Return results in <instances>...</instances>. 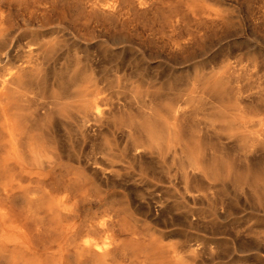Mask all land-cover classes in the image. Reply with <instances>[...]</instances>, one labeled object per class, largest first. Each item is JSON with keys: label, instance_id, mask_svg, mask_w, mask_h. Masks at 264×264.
<instances>
[{"label": "bare ground", "instance_id": "obj_1", "mask_svg": "<svg viewBox=\"0 0 264 264\" xmlns=\"http://www.w3.org/2000/svg\"><path fill=\"white\" fill-rule=\"evenodd\" d=\"M148 7L149 0H0V264H174L178 259L175 249L147 244L130 229L119 211L110 207L88 211L98 205L89 188L94 180L102 186L119 183L126 190L130 188L135 198L143 201V209L150 216L174 222L178 212L180 222L184 223H192L194 218L189 200L197 198L196 193L200 192L195 181L203 183L209 191L217 187L224 190L225 180L230 179L236 182L233 184L237 189H254L257 185L264 188V160L259 161L261 167L252 163L256 137L264 136V123L262 120L256 123L254 115L242 107L240 91L234 95L233 104L228 105L219 84L211 92L192 84L191 95L184 99L187 107L166 109L164 116L151 100L143 102L137 118L127 116L130 120L124 121L121 118L125 108H114L103 97L105 93L96 89L93 71L88 62L86 68L82 67L78 54L65 53L63 73L50 84L52 90L65 88L66 100L60 99L56 91L49 97L45 95L46 88L50 89L45 68L64 52L65 41L58 40L64 33L70 35L64 27L52 34L53 40L60 38L51 42H45L44 34L23 33L22 38H31L33 44L22 45L20 63L13 62L6 54L13 33L10 31L13 16L25 24L35 23L39 28L50 18L59 20L61 15L86 28L104 22L125 26ZM184 48V44L175 42L170 49L176 53ZM113 54L112 61L122 56L121 51ZM134 72L143 78L142 70ZM32 95L35 105L43 100L41 104L46 107L41 112L43 118L39 115L41 118L30 120L25 115L22 105L29 104ZM190 99L210 107L214 121L211 120L212 124L208 119V127L228 133L237 145H243L242 165L223 168L216 161H209L208 155L203 159L206 155L198 146V138L190 130L192 134L185 131L187 127L184 129L185 113L194 102ZM21 102L24 104L20 105ZM40 103L36 107L40 108ZM66 119H73L82 135L109 134L112 141L100 145L108 159L81 149L66 155L59 147L56 134L58 124L71 131L72 123ZM118 134L124 135L127 141L123 153L116 155L112 153V146ZM123 157L127 161L118 165L116 160ZM64 161L76 172L61 167ZM134 166L138 167V173H129ZM150 173L164 177L175 173L173 176L181 177L180 190H168L174 197L172 203L153 197L154 194L150 197L148 188L141 187L144 183L151 185Z\"/></svg>", "mask_w": 264, "mask_h": 264}, {"label": "rangeland", "instance_id": "obj_2", "mask_svg": "<svg viewBox=\"0 0 264 264\" xmlns=\"http://www.w3.org/2000/svg\"><path fill=\"white\" fill-rule=\"evenodd\" d=\"M149 3L150 7L134 16V24L131 22L133 25L128 22L125 26L104 22L86 28L74 24L72 18L61 15L59 20L50 18L40 24L42 28H39L35 23L25 24L20 18L13 16L10 25V31L13 32L11 44L9 43L6 54L13 62L20 63L23 46L33 44L31 38H22L23 33L44 34L45 42H51L60 38L53 40L52 34L56 33L58 28L64 27L72 37L64 33L58 40L65 41L64 52L54 58V65L50 62L45 68L44 76L49 88L54 82L53 78L59 77L60 72L63 73L65 55L78 54L79 59L83 61L82 67L86 68L85 64L88 62L93 71L96 89L105 93H102L103 97L113 103L114 108H125L126 112L121 116L124 121L137 118L142 111L143 102L155 101L164 115L167 114L166 109L173 107V110H177L184 107L185 97L188 99L191 95L192 84L207 88L210 92L219 84V88L225 93L223 100L228 102L225 104L232 105L234 95L240 91L243 94L242 107H247L246 109L254 115L256 123L259 120L264 123V0H149ZM175 42L186 46L182 53H175L170 49ZM118 51L122 53L121 58L112 61L113 53ZM62 65L64 67H61ZM137 69L142 70L143 78L135 74ZM61 89L46 88L50 91H45V95L49 97L56 91L60 99L66 100L67 91L63 87ZM33 95L30 98H33ZM33 101L35 102L34 99L29 102L30 105L20 103L24 104L22 108L25 107V115L30 120L41 118L42 113L46 111V107L42 105L43 100L42 104L38 102L41 104L40 108L36 107L38 103L35 105ZM190 102L193 103H190L192 107L188 106L185 113L184 129L187 127L185 131L195 133L193 135L190 132L194 138H198L196 142L203 153L205 152L203 159L206 160L208 155L209 161H216V164L219 163L218 166L223 168L242 165L243 145H237L229 138L228 133L217 132L208 127V119L210 122L214 121L209 106H204L197 99H190ZM65 121L72 123L71 131L58 124L56 134L59 147L66 155L81 149L85 153L94 152L98 158L108 159V156L101 152V148L105 141H112L109 134L99 137L93 134L82 135L76 129L73 119ZM256 138L258 141L252 152V163L261 167L264 160V136ZM126 141L124 135L118 134L116 143L112 146V153H123ZM126 159L127 157H123L116 160V163L120 165V162L127 161ZM60 166L71 170L72 173L76 172L68 162H61ZM137 168L134 166V169L128 171L138 173ZM148 175L151 185L144 183L141 187L148 188L150 197L154 194L153 197L172 203L174 197L169 191L180 190L183 186L181 177L173 176L175 173L165 177L162 174ZM196 182L195 187L197 186L196 189L200 192L196 193L197 198L189 200V207L194 214L192 223L180 222L178 212L175 214L177 221L174 222L167 218L150 216L143 209V201L136 199L133 191H129L130 188L126 190L119 183L102 186L96 180L89 188L98 205L88 211L94 212L100 207L119 211L130 229L147 244L175 249L178 259L174 264H264L262 185H257V189L241 190L237 189L236 184H233L236 182L230 179L225 180L224 190L217 187L209 191L203 183Z\"/></svg>", "mask_w": 264, "mask_h": 264}]
</instances>
